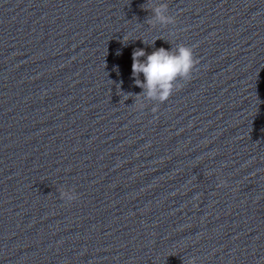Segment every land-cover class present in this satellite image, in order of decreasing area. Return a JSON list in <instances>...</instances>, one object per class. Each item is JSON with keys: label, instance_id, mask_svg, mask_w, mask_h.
I'll use <instances>...</instances> for the list:
<instances>
[{"label": "water", "instance_id": "obj_1", "mask_svg": "<svg viewBox=\"0 0 264 264\" xmlns=\"http://www.w3.org/2000/svg\"><path fill=\"white\" fill-rule=\"evenodd\" d=\"M180 44L147 98L133 50ZM190 261L264 264V0H0V264Z\"/></svg>", "mask_w": 264, "mask_h": 264}, {"label": "clouds", "instance_id": "obj_2", "mask_svg": "<svg viewBox=\"0 0 264 264\" xmlns=\"http://www.w3.org/2000/svg\"><path fill=\"white\" fill-rule=\"evenodd\" d=\"M152 12L153 21L161 24H175L176 18L168 13V5L159 3L154 7L146 8ZM119 55V52H117ZM141 58H144L143 60ZM199 61L194 57L193 49L183 44L177 45L175 49L160 47L150 54L144 49L137 48L132 52V76L135 84L142 89V94L147 98L166 102L175 90L178 81H189L192 78L193 70ZM141 74L143 80L140 79ZM61 198L67 202L78 200V196L70 190L61 193ZM194 264V262H188Z\"/></svg>", "mask_w": 264, "mask_h": 264}]
</instances>
